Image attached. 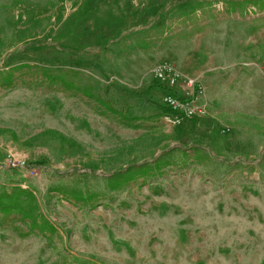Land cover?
Segmentation results:
<instances>
[{
  "label": "rangeland",
  "instance_id": "rangeland-1",
  "mask_svg": "<svg viewBox=\"0 0 264 264\" xmlns=\"http://www.w3.org/2000/svg\"><path fill=\"white\" fill-rule=\"evenodd\" d=\"M4 80L0 191L33 190L56 232L0 213V264H264V0H0Z\"/></svg>",
  "mask_w": 264,
  "mask_h": 264
},
{
  "label": "trees",
  "instance_id": "trees-1",
  "mask_svg": "<svg viewBox=\"0 0 264 264\" xmlns=\"http://www.w3.org/2000/svg\"><path fill=\"white\" fill-rule=\"evenodd\" d=\"M8 82L9 83L11 82V78H9ZM6 83H7L6 80H4L3 82H0V85ZM66 84L72 88L74 87L72 83L66 82ZM155 85L165 90V92L167 91L165 84L157 78ZM87 95L96 98V100L104 107L105 113L118 116L120 120L123 123H125L127 126L135 125L133 121L138 119V117L124 114L122 111H119L118 109L112 107L103 99L95 96L90 92H87ZM180 115L184 116L185 114H180ZM154 166L158 169H160L161 167L160 164L158 165V161L154 162ZM138 170L136 171L133 168H126L117 171L111 177L112 180L111 188L112 189L119 188L121 185L129 183L130 181L137 178L138 175L145 174V172L148 170V166H144L142 168L139 167ZM49 191L50 193L56 192L58 194H61L64 197H66L68 200L77 203L89 204L96 201L100 197V194L98 192H92L88 195H85L82 191L78 189L64 187V186H56L50 188ZM0 213L21 214L23 218L29 221L30 226L33 230H36L37 232L41 233L46 238L53 236L56 232L55 226L52 223H50V221H48V219L43 214L38 198L36 197L33 190H31L30 188H24L22 186H14L12 190L4 189L0 191Z\"/></svg>",
  "mask_w": 264,
  "mask_h": 264
},
{
  "label": "built area",
  "instance_id": "built-area-1",
  "mask_svg": "<svg viewBox=\"0 0 264 264\" xmlns=\"http://www.w3.org/2000/svg\"><path fill=\"white\" fill-rule=\"evenodd\" d=\"M156 77L167 88L164 100L171 110L178 114H185L186 116L194 113L193 108L189 106V102L182 92L183 84L192 85V80L184 81L182 75L171 66L158 68L156 70Z\"/></svg>",
  "mask_w": 264,
  "mask_h": 264
}]
</instances>
